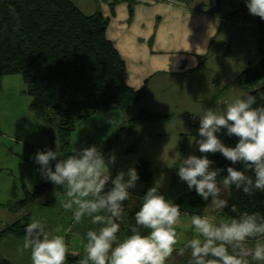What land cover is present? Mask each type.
<instances>
[{
    "label": "crops",
    "instance_id": "crops-1",
    "mask_svg": "<svg viewBox=\"0 0 264 264\" xmlns=\"http://www.w3.org/2000/svg\"><path fill=\"white\" fill-rule=\"evenodd\" d=\"M70 1L88 17L100 12L109 18L106 15L111 14L110 6L116 0ZM142 1L136 0V5H143ZM229 1L198 0L197 4L191 7L182 0H151L152 6H162L157 12L163 14L164 17L161 19L158 16L160 20H157L158 24L153 29L152 34L125 32L123 36H126L128 40L126 42L123 38L121 40L131 45V49L129 51L123 44L124 52L119 50L122 57L124 53L127 57H133L132 62L136 58L133 55L138 56L135 59L137 62L143 60L140 62L143 65H139L137 69L139 77L148 68V66L145 67L144 58L149 59L159 55L156 60L158 65L156 72L150 79L146 80L147 83H144L145 98L121 115L118 113L95 114L80 121L76 126L71 142V152L75 148L79 150L95 145L102 151L106 159L114 154L116 162L109 166L113 178L121 171L126 172L132 167L137 169L140 163L147 164L148 173L151 176L150 182L146 183L139 180L136 188L130 190L132 199L126 202L125 211L137 206L139 204L138 198L142 197L163 176L161 194L180 205L182 213L185 211L189 214L201 212L202 215L215 217L217 221L227 219L224 215L225 209L216 210L203 201L194 191L188 190L186 182L177 175L176 167L180 158H186L188 155L200 156L193 138L199 139L198 115L204 109L223 108L236 96L247 94L245 89L251 90L257 86V83L246 87L240 86L237 83V78L243 71L256 65L260 59L258 56L259 17L251 15L249 10H242L246 9L244 0L235 4L237 9ZM224 3H226V13L222 12ZM178 13L180 23L186 24L187 27V34L185 33L183 39L192 38L193 40L195 38L198 42L195 43V46L201 45V36H204L209 27L213 26L212 32H215L213 38L206 42L203 41L204 47L209 51V54L205 53L204 56H209L200 65L198 58L192 60L189 65L196 67L191 70H188L187 60L179 58V61L172 60L171 67L175 68L170 70V67L169 70H161L159 68L161 64L168 65L170 62L161 59L162 54L177 56L171 53L173 49L170 41L176 40L172 39L173 36H176L173 35L176 28L172 29L170 23L174 25L175 21L173 20H176L174 15H178ZM166 16L168 17L166 18ZM164 20H168L170 23L163 25ZM185 21L186 23H184ZM189 25L194 26L190 27ZM109 27L107 36L115 43L109 37ZM216 39L218 42L213 49L209 50ZM141 40H143L142 43H140ZM243 46L245 49H242ZM124 61L126 63L125 77L129 70L127 60L124 59ZM139 77L137 76L136 80L140 79ZM230 90H236L237 95L234 93L232 96L226 95L225 97V93L230 92ZM143 109L159 115L160 119L154 122L140 119L139 116ZM135 110H137L136 115H134ZM87 123H93V126L87 127ZM224 137L226 136H221V139ZM54 147L53 151L57 149L60 151L59 144ZM7 176L11 178V175ZM42 179L40 176L39 178L36 177L34 181L31 180V188L25 185V195L20 201L32 194L42 184ZM7 188L8 191L12 190L9 186ZM53 190L54 185L52 184V189L48 193L19 212L12 213L6 208H0V215L6 219L0 226V233L18 221H25L24 223L27 225L34 219H40L46 225L47 231L64 236L68 249L67 254L78 258V263L81 264L85 255L83 247L86 243L85 234L90 229H98L100 225H93L90 218L87 217L80 223H74L71 219V212H66L59 205L53 195ZM13 192L14 190L6 194L9 196L5 198L7 200L0 201V206L12 202L13 196L11 195ZM175 227L177 244L172 254L180 251L189 240V234L193 233L190 219L187 216L182 217ZM23 241L24 238L14 235L8 236L0 243V255L10 264H31L30 251H20L23 247ZM254 242L248 241L247 247H252ZM229 251L239 253L240 250L229 248ZM245 259L250 261V257H245ZM253 263L257 264V262H250V264Z\"/></svg>",
    "mask_w": 264,
    "mask_h": 264
},
{
    "label": "clouds",
    "instance_id": "clouds-1",
    "mask_svg": "<svg viewBox=\"0 0 264 264\" xmlns=\"http://www.w3.org/2000/svg\"><path fill=\"white\" fill-rule=\"evenodd\" d=\"M244 3L251 15L264 19V0ZM256 105L253 95L241 94L223 108L204 109L198 115L199 139L193 137L201 155L179 159V178L190 192L194 191L216 210L229 206L224 193L233 186L249 196L264 192V106ZM221 136L238 139L230 146ZM207 153H220L231 165L226 169L215 167ZM34 162L40 166L41 177L54 185L53 195L66 212H71L74 223L87 217L93 225H100L85 234L81 264H166L177 244L175 226L184 216L190 219L193 237L180 253L185 248L191 250L189 264H264V215L259 212H239L219 221L213 216L182 213L180 205L161 194V176L138 198L131 234L120 238L121 221L127 215L126 202L132 199L130 190L140 180L135 167L113 178L109 166L115 164L116 156L106 159L95 145L75 148L67 156L58 149L38 151ZM237 164L243 170L234 167ZM231 208L237 212L236 205ZM24 232L20 251H30L31 264H65L68 249L64 236L47 231L40 219L27 224ZM253 238L254 244L247 247ZM229 248L240 251L230 252ZM245 257H250V261Z\"/></svg>",
    "mask_w": 264,
    "mask_h": 264
},
{
    "label": "trees",
    "instance_id": "trees-1",
    "mask_svg": "<svg viewBox=\"0 0 264 264\" xmlns=\"http://www.w3.org/2000/svg\"><path fill=\"white\" fill-rule=\"evenodd\" d=\"M109 22L100 12L91 17L84 15L70 0H0V86L7 76H22L32 98L30 109L56 130L62 156L72 153L71 140L80 121L100 113L127 112L146 96L145 89L138 91L126 84V63L107 36ZM258 36L260 59L238 76L237 83L243 87L264 79V19L260 17ZM247 94L256 98V106H264V86ZM139 118L154 122L160 116L143 109ZM41 129L54 136L43 125ZM237 139L226 136L222 140L234 146ZM207 154L215 167L226 169L231 165L220 153ZM234 167L243 170L239 164ZM137 170L140 180L149 183L147 164L140 163ZM51 189L52 184L42 179L25 200L0 207L19 212ZM229 191V206L224 210L227 219L244 211L264 215V192L249 196L234 186ZM232 205L237 206V212L232 211ZM138 208L139 204L126 211L118 237L131 234ZM24 222L6 227L0 233V243L10 235L24 238ZM179 252L172 254L166 264H189L191 259ZM78 262V258L67 254L65 264ZM0 264L10 262L0 255Z\"/></svg>",
    "mask_w": 264,
    "mask_h": 264
},
{
    "label": "rangeland",
    "instance_id": "rangeland-1",
    "mask_svg": "<svg viewBox=\"0 0 264 264\" xmlns=\"http://www.w3.org/2000/svg\"><path fill=\"white\" fill-rule=\"evenodd\" d=\"M238 1L240 0H230L229 2L232 3V5L236 6L235 4H238ZM182 2L188 4L189 6H194L197 4L198 0H182ZM114 5H111V14L106 15L109 16V37L115 42L114 45L118 50L123 51V44L124 46L130 51L131 45L125 43L128 38L126 36H123L125 32H133V33H150L152 34L153 29H155L158 19V16L162 19L164 17L163 14L160 12H157L159 8L162 6L156 5L152 6L151 0H143L141 3H144L141 6H137L136 0H116L114 2ZM128 3V4H127ZM226 3L223 5L222 12L226 13ZM154 7V8H153ZM237 9V6L235 7ZM242 10H247L242 9ZM167 15V14H166ZM105 16V15H104ZM176 16V20L174 25L168 20H164V23H170V26H172V29L176 28L175 31H173V35H176L177 38H182L187 34V27L186 24L180 23L179 19V13ZM168 16H166L167 18ZM165 18V19H166ZM184 20V19H183ZM186 23V21L184 22ZM188 25V24H187ZM194 26V25H189ZM213 26L209 27V30H207V33L204 34V36H201L202 41L201 45L195 46V43L198 42L195 40V38L192 40V38L189 39H178L176 36H173L172 39H176L172 42L171 48L172 54L175 55H168V54H162L160 57L161 59H165L167 61H170L168 65L161 64L159 68L161 70H169V68L172 66V60H178L179 59H185L187 60V65L191 64L192 60L198 58L199 65L202 64L203 61L206 60L207 56L205 55L209 54L207 51V48L204 47V42H206L208 39L213 38V34L215 32L213 31ZM112 31V32H111ZM124 39L122 41L121 39ZM143 38V37H141ZM195 40V41H194ZM139 42V41H138ZM143 40L140 41L142 43ZM218 42V39L214 40V44L209 47V50L213 49V47ZM163 48V47H161ZM178 48V49H177ZM177 49L175 52L174 50ZM242 49H245V46L242 47ZM163 51V50H161ZM160 51V52H161ZM122 55V54H121ZM138 58L137 55H133ZM255 56V54H254ZM256 57V56H255ZM123 58L127 60L128 64V72L127 75L124 77L125 82L128 86H133V89L135 90H141L144 88V83H147V79H150L151 76L154 75L156 72L158 65L156 63V60L159 58L158 56H154L152 58H144L145 61V67L148 66V68L145 70V73H141V76L137 74V69L139 65H143L140 62L143 61L141 59L140 62H137L135 59H133V62L131 61L133 57H127L124 53ZM179 58V59H178ZM179 63V62H178ZM182 66H184L182 64ZM196 66L189 65L188 70H191L195 68ZM175 67H171L170 70H172ZM137 76L140 79H137ZM143 77V78H142ZM146 78V79H144ZM136 80V81H135ZM133 84V85H132ZM139 84V85H138ZM257 86L251 90L245 89L244 91L246 93L252 92L253 90H257L259 88H262L264 86V79L256 84ZM237 87V86H236ZM236 94V90L225 93L226 95H233ZM32 102V98L27 92V87L22 79V76L20 75H11L3 78L1 86H0V201L7 200L5 199L9 192L11 193L12 190L14 192L11 196L12 202L10 203H16L20 201L22 198H24L25 192L24 187H30V181L35 180L36 177L39 178L40 172H39V165H37L34 162V156L38 151H44L46 149H55V145H58L57 141V132L56 130L49 124H44L42 121H40L37 116L31 111L30 105ZM129 113V112H128ZM118 114H123L122 112H119ZM137 114V110L134 111V115ZM42 125L49 130L51 133H53L54 136L50 133H45L42 131ZM93 126V123H87V127ZM100 126V125H99ZM98 126V127H99ZM113 134V133H112ZM111 134V135H112ZM55 137V139H54ZM73 136L72 140L73 141ZM71 150V146H70ZM7 175H11V178ZM39 176V177H38ZM7 186L11 187L12 190L8 191ZM224 196L226 199H229V190H227L224 193ZM27 197V195H26ZM6 202V201H5ZM1 208V207H0ZM1 211V209H0ZM4 217L0 215V226L5 221ZM189 239L193 237V233L189 234ZM190 249H185L183 252V255H187L189 259H191ZM179 255H182L179 252ZM254 264V263H253Z\"/></svg>",
    "mask_w": 264,
    "mask_h": 264
}]
</instances>
